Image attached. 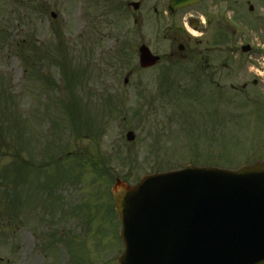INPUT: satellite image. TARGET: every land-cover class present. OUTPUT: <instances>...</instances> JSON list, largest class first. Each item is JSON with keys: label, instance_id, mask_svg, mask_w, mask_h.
I'll use <instances>...</instances> for the list:
<instances>
[{"label": "rangeland", "instance_id": "rangeland-1", "mask_svg": "<svg viewBox=\"0 0 264 264\" xmlns=\"http://www.w3.org/2000/svg\"><path fill=\"white\" fill-rule=\"evenodd\" d=\"M112 4L118 0H0V264H116L118 222L109 207L111 179L133 185L145 174L164 171L163 167L187 165L182 104L187 118L203 128L205 121L213 125L218 121V127L208 130L218 134V142L210 147L214 157L203 156L193 163L235 171L264 160V93L249 92L247 101L239 94L233 98L227 94L207 103L205 112L195 109L184 99L187 83L178 44L156 38L166 20L155 29V16L147 12V20L134 25L128 14H116ZM123 43L130 56L125 65L118 55ZM142 43L161 57L159 65L148 71L137 65ZM171 54L175 56L170 58ZM63 67L67 78L62 77ZM75 72L80 76L76 85L71 78ZM111 98L125 102L121 104L125 120L109 115ZM77 99L80 107L71 117ZM43 121L46 129L41 130ZM63 121L67 128L70 121L77 123L80 139L71 138L69 129L63 132ZM89 121L96 122L98 135L89 130L84 134ZM9 123L11 128L15 125L11 132L5 128ZM202 129L188 131L193 141L199 134L197 138L208 142ZM128 131L135 135L131 143L125 140ZM63 134L65 152L79 157L83 166L87 163L77 177V165L69 166L74 160H62L71 175L75 170L73 180L68 170L55 166L58 162L50 163L64 153L55 150ZM45 136L56 141L49 143ZM23 157L34 168L22 180L18 171L14 189L9 173L14 161L21 164ZM84 199L88 208H83ZM69 204L77 215L73 220L65 219L64 206Z\"/></svg>", "mask_w": 264, "mask_h": 264}, {"label": "water", "instance_id": "water-1", "mask_svg": "<svg viewBox=\"0 0 264 264\" xmlns=\"http://www.w3.org/2000/svg\"><path fill=\"white\" fill-rule=\"evenodd\" d=\"M140 53L144 67L158 60ZM112 195L125 246L118 264H264V163L117 181Z\"/></svg>", "mask_w": 264, "mask_h": 264}, {"label": "flooded vegetation", "instance_id": "flooded-vegetation-1", "mask_svg": "<svg viewBox=\"0 0 264 264\" xmlns=\"http://www.w3.org/2000/svg\"><path fill=\"white\" fill-rule=\"evenodd\" d=\"M190 1L177 10L170 8L169 0H118V6L129 11L137 3L141 14L134 19L135 25L148 18L147 12L155 16V29L166 20L156 38L164 44H178V50L181 47L187 100L197 101L204 112L207 103L227 94L233 98L253 91L264 93V0ZM214 122L217 127L218 121ZM210 136L216 144L217 135Z\"/></svg>", "mask_w": 264, "mask_h": 264}, {"label": "trees", "instance_id": "trees-1", "mask_svg": "<svg viewBox=\"0 0 264 264\" xmlns=\"http://www.w3.org/2000/svg\"><path fill=\"white\" fill-rule=\"evenodd\" d=\"M3 124H4V122H3ZM5 128H6V130H8V132H11L12 131V129H13V127L11 128V126H9L8 124H5ZM1 127H0V133H1Z\"/></svg>", "mask_w": 264, "mask_h": 264}]
</instances>
